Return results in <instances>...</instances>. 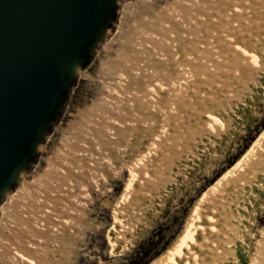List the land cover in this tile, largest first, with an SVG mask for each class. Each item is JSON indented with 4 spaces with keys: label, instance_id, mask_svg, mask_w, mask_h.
Returning a JSON list of instances; mask_svg holds the SVG:
<instances>
[{
    "label": "rangeland",
    "instance_id": "1",
    "mask_svg": "<svg viewBox=\"0 0 264 264\" xmlns=\"http://www.w3.org/2000/svg\"><path fill=\"white\" fill-rule=\"evenodd\" d=\"M173 1H119L116 19L93 59L78 70L64 113L44 142L38 159L23 175L18 185L19 187L38 176L45 180L44 185L33 188L37 199L26 197L21 205L20 203L16 205L19 213L23 210L22 207L25 213L18 218V215L8 218L7 222H13L10 225V228L13 227L12 230L0 232V264L10 263L8 259L13 255L15 246L28 249L31 253L32 243L39 245L36 253L37 256L42 257L41 260L45 264H129L131 259L141 256L143 249H146L147 254L141 258V263L152 261L178 237L195 200L242 157L263 130L264 69L260 71L261 73L255 71V75H260L256 78L262 80L260 81L262 85L256 82V87L254 83L248 85L247 82L250 80H247L243 85L245 89L241 88L243 92L239 89L237 97L227 96L234 104L232 106L235 110L231 109V103L228 105L230 101H226L225 106L229 107L230 115L227 114L228 122L223 130L211 126L205 119L199 121L195 127L197 129L202 127L198 130L200 138L198 136L197 143L192 145L193 148L191 147L192 150L189 151L185 147L182 155L179 154L181 150L178 153L171 151L174 163L171 156V158H160L161 163H166L165 166L170 163L172 167L174 166L171 168L173 170H169L173 174L164 168V174L169 173L171 176L165 178L167 181L164 180L161 185L157 184L161 189L154 190L152 196L145 200L144 205H137L139 211L137 213L143 220L141 226L136 227L137 239L133 244H128L129 247L121 253L120 251L113 253L108 237V231L113 223L110 208L124 189V180L111 179L108 183L104 181L101 172L107 168L105 159L112 156L118 166L129 156V153L121 154V149L125 150L126 147L128 150L132 145L142 144L144 141L140 139L143 136L153 138L152 118L158 121L159 102L162 97H156L151 87L146 88V83H152V78L158 79L156 70L167 71L171 68L174 69L172 71L175 74L179 71L183 73L180 65L172 66L174 62H179L180 58L181 63L189 65L191 62L186 57L188 53L185 45L181 44L183 38H180V34L176 35V44L172 50L162 52L160 41H155L153 37H148L146 32H142V28L150 25L147 22L152 21L157 24L154 28L158 31L155 32L162 37L164 35L162 27L166 24L162 20L173 22L175 19L174 13H167L162 9ZM220 3L224 2L221 0ZM263 5L264 0L260 1V5L258 4V6ZM262 8L264 10V6ZM187 17L188 15L183 18ZM187 20L193 27L195 26L189 18ZM190 24H188L189 28ZM182 25L180 28L183 27ZM262 51L264 53L263 47ZM125 81L130 83V86L124 85ZM132 90L141 92L142 99L136 98L135 95L131 96ZM161 122L158 121L159 124ZM203 127L211 128L216 133L206 136ZM147 138L146 140L149 141ZM164 146L171 149L170 144L166 146L164 143ZM50 158L55 159L60 170L45 174L47 160ZM160 161L157 163L161 164ZM93 162H96L95 165L92 164ZM62 166H65L64 169ZM125 174L127 175V172ZM93 178L100 187L95 179L92 180ZM88 179L93 181L92 187L89 188L90 194H86L89 189L81 185L82 183L84 185ZM46 197L55 203L49 202ZM78 197L81 198L78 201L80 203L72 201ZM63 199L70 201L69 206L67 209L57 208L63 206L64 203L61 201ZM50 205L61 211H58L54 218L44 217L41 214V209ZM78 210H81L80 214ZM35 215L47 220V228L46 225H40L41 228L37 222L32 221ZM2 216L0 214V218ZM57 217L63 219L73 217L79 224L82 223L83 229H80L82 238L80 240L73 238L80 234L74 233L73 227L76 226L74 223L72 227L65 226L63 220ZM48 221H52V225ZM257 224L259 226L264 224V210H260ZM6 236L11 240H7ZM155 255L157 256L154 257Z\"/></svg>",
    "mask_w": 264,
    "mask_h": 264
},
{
    "label": "bare ground",
    "instance_id": "2",
    "mask_svg": "<svg viewBox=\"0 0 264 264\" xmlns=\"http://www.w3.org/2000/svg\"><path fill=\"white\" fill-rule=\"evenodd\" d=\"M220 1L174 0L170 4H165L166 6L162 9L167 13H174L175 16L173 22L167 19L162 20L166 23L162 27L164 34L162 37L155 32L158 31L154 28L157 24L152 21L147 22L150 23V28L149 26L142 28V32H146L148 37L160 41L163 47L162 52L172 50L176 44V35L180 34V38H183L181 44L185 45L188 53L186 57L191 62L189 65L181 63L180 58L179 62L172 64L173 67L180 65L183 73L179 71L175 74L172 71L174 69L171 70V68L167 71L162 69L155 71L158 79L152 78L153 82L146 83V88L151 87L156 97H162L159 102V117H157L158 121L162 122L159 124L153 117L151 131L153 138L143 136L140 139L144 141L142 144L132 145L128 147V150L124 146L125 150L121 149L120 153H129V156L118 166L115 158L109 156L105 159L106 165L104 164L107 168L104 167L105 169L100 171L106 183L111 179L124 180V189L119 194V198L113 204L110 203L113 223L108 231V237L113 253L119 251L121 253L129 247L128 244L134 243L138 235L137 228L142 224V217L137 213L139 212L137 205H144L145 200L152 196L154 190L161 189L158 185L171 176L172 172L169 170L174 166L172 167L169 161L170 164L165 166L166 163H161L160 158H171V151L178 153L181 150L179 151L181 154L185 147L189 151L192 150L191 147L197 143L198 136L200 138L198 130L202 127L198 129L195 127L199 121L205 119L211 126L223 130L227 126V114L230 115L229 107L225 106L226 101H230L228 105L231 103L227 96L237 97L239 89L242 90L241 88L245 87L243 85L247 80H250L247 82L248 85L254 83L255 86V82L262 85L260 82L262 80L259 81L256 78L260 75H255V71L260 72L264 69L262 51V47L264 50V10H262L264 5L258 6L263 0H222L224 3ZM187 15V18H183ZM188 18L195 25L194 27L188 22ZM188 24L191 25L190 28ZM181 25L182 28H180ZM123 84L130 86V83L126 81ZM130 92H133L131 96L135 95L136 98L142 99L141 92L136 90ZM232 107L231 109H234ZM203 131L206 136L216 133L208 127H203ZM164 143L166 146L170 144L171 149L166 148ZM145 147H147L146 151ZM47 161L45 174L60 170L55 159L50 158ZM158 161L161 164H158ZM172 161L174 163L173 157ZM94 163L96 162L92 164ZM62 167L64 169L65 166ZM164 168L170 174H164ZM92 180L88 179L84 185L83 183L81 185L89 189L92 187ZM44 181L38 176L8 195L0 205V214L3 215L0 218V232L12 230L13 227L10 228V225L13 222H7L8 218L15 215H18V218L25 213L24 207L19 213L16 205L19 203L21 205L26 197L37 199L33 188L44 185ZM90 191V189L87 190L86 194H90ZM46 198L49 202L55 203L49 197ZM80 199L78 197L71 200L78 202ZM61 201L64 203L63 206L57 208L67 209L70 201L64 199ZM30 204L32 205V202ZM43 208L41 214L44 217L54 218L60 211L51 205ZM260 210H264V128L242 157L195 200L178 237L149 264H245L246 262L247 264H264V224L260 226L257 224ZM37 215L32 221L37 222L38 226H45L47 220H42V217ZM59 218L63 220L65 226H71L74 223L78 227H73L74 233L81 234L82 223L79 224L73 217H70L72 219ZM49 223L52 225L53 222ZM80 234L73 238L80 240L82 238ZM9 238L6 236L7 240H11ZM32 245H30L31 253L28 249L15 246L13 255L8 259L10 263L45 264L41 260L42 257L37 256L36 253L39 245L33 243Z\"/></svg>",
    "mask_w": 264,
    "mask_h": 264
},
{
    "label": "water",
    "instance_id": "3",
    "mask_svg": "<svg viewBox=\"0 0 264 264\" xmlns=\"http://www.w3.org/2000/svg\"><path fill=\"white\" fill-rule=\"evenodd\" d=\"M120 0H0V205L64 113Z\"/></svg>",
    "mask_w": 264,
    "mask_h": 264
},
{
    "label": "trees",
    "instance_id": "4",
    "mask_svg": "<svg viewBox=\"0 0 264 264\" xmlns=\"http://www.w3.org/2000/svg\"><path fill=\"white\" fill-rule=\"evenodd\" d=\"M140 254H141L140 257H134L133 259H131V261L129 262V264H148L151 261V260H149L147 262L141 263V260H142L141 258L144 257L147 254L146 249L145 250L143 249V251ZM157 255H155L154 257H156Z\"/></svg>",
    "mask_w": 264,
    "mask_h": 264
}]
</instances>
